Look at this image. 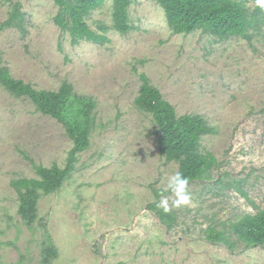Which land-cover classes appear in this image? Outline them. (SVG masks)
<instances>
[{
  "label": "rangeland",
  "instance_id": "obj_1",
  "mask_svg": "<svg viewBox=\"0 0 264 264\" xmlns=\"http://www.w3.org/2000/svg\"><path fill=\"white\" fill-rule=\"evenodd\" d=\"M15 3L24 29L0 30L3 63L35 88L68 81L77 94L93 97L95 126L71 177L40 196L29 228L17 214L10 181L36 177L30 159L62 167L72 141L61 123L0 85V264H41L47 235L57 251L51 264H264V246L232 252L203 234L210 223L264 209V35L173 34L154 0L131 3V29L121 34L111 27L112 0H106L87 23L110 27L109 40L72 45L53 21L52 0H0V23ZM139 73L178 115L198 113L215 127L200 146L218 161L212 181L224 174L244 180L249 200L234 187L196 181L189 205L172 206L168 196L176 211L171 229L147 209L155 201L152 186L165 190L177 163L160 156L152 116L134 104Z\"/></svg>",
  "mask_w": 264,
  "mask_h": 264
},
{
  "label": "trees",
  "instance_id": "obj_2",
  "mask_svg": "<svg viewBox=\"0 0 264 264\" xmlns=\"http://www.w3.org/2000/svg\"><path fill=\"white\" fill-rule=\"evenodd\" d=\"M58 10L53 17L60 31L68 34L72 45L80 41L103 44L110 27L99 22L97 29L87 23L93 10L106 0H52ZM135 0H112L111 27L121 34L127 33L129 24L128 8ZM164 11L168 27L173 34H189L195 30L210 33L215 38L240 37L250 40L254 35H264V9L248 5V0H154ZM24 29V14L15 3L8 17L0 23V30ZM140 85L134 100L135 106L152 116L155 124L150 133L155 136L157 150L167 162H176L177 168L189 179V187L196 181H208L226 188H236L239 194L249 200L241 186L244 180H228L227 174L212 181V170L218 166L211 152H201L203 136L213 134L215 127L198 113L178 115L175 107L166 100L160 90L153 86L144 73H139ZM0 85L16 97L28 98L35 109L48 115L65 129L72 141L66 162L61 167L36 164L30 159L36 177H20L10 181L17 193V214L29 228L37 219L38 200L41 195L56 192L67 181L76 168L79 154L89 147L90 136L95 126L94 110L96 101L91 96L79 95L68 81L57 89H38L30 83L11 75L0 56ZM155 201L147 205L160 223L171 229L176 211L165 213L157 207L162 196L170 193L152 186ZM251 202V201H250ZM252 203V202H251ZM204 238L212 244H222L229 251L264 246V209L245 213L236 220L210 223L203 229ZM57 256L49 235L41 249V264H51Z\"/></svg>",
  "mask_w": 264,
  "mask_h": 264
},
{
  "label": "clouds",
  "instance_id": "obj_3",
  "mask_svg": "<svg viewBox=\"0 0 264 264\" xmlns=\"http://www.w3.org/2000/svg\"><path fill=\"white\" fill-rule=\"evenodd\" d=\"M256 6L264 9V0H255ZM189 179L177 170L170 174L167 179L165 191L170 193L172 206L179 207L181 205H189L191 203V195L188 192ZM157 207L161 208L165 213L171 210L169 197L162 196Z\"/></svg>",
  "mask_w": 264,
  "mask_h": 264
}]
</instances>
